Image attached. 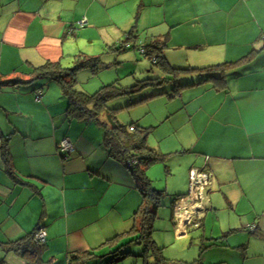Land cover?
<instances>
[{
  "label": "crops",
  "instance_id": "crops-1",
  "mask_svg": "<svg viewBox=\"0 0 264 264\" xmlns=\"http://www.w3.org/2000/svg\"><path fill=\"white\" fill-rule=\"evenodd\" d=\"M127 37L135 47L124 52L132 69L107 85L140 70L136 49L156 40L190 50L182 65L164 52L173 67L206 68L251 55L222 88L198 84L190 73L185 77L197 85L173 98L161 95L172 121L170 137L160 139L164 148L149 142L158 114L149 110L151 122L131 123L151 129L147 145L166 156L146 170L148 179L175 175L173 191L164 188L174 196L169 223L151 233L163 258L264 264V0H0V77L28 81L46 62L101 58ZM66 108L54 81L0 86L6 152L0 148V264H28L7 248L37 228L46 232L42 264H75L69 258L86 252L96 255L87 264H109L107 242L124 241L135 224L141 195L131 174L109 157L101 129L67 119ZM175 136L178 151L167 145ZM158 164L164 170H152ZM193 170L208 176L197 204Z\"/></svg>",
  "mask_w": 264,
  "mask_h": 264
},
{
  "label": "trees",
  "instance_id": "trees-1",
  "mask_svg": "<svg viewBox=\"0 0 264 264\" xmlns=\"http://www.w3.org/2000/svg\"><path fill=\"white\" fill-rule=\"evenodd\" d=\"M132 43L127 37L126 41L122 42L119 47H108L105 53H124L127 50L135 48L131 46ZM165 46L166 41L160 43L156 40L153 44L141 46L136 50L143 59L151 62L153 66L158 67L164 73L172 74L174 76L172 80L145 78L141 81H136L133 86L128 88H122L118 82H115L100 88L93 94H87L77 88V72L88 69L94 74L103 69L104 66L100 57L91 58L81 54L73 56L68 66H65L61 61L54 63L46 62L40 68L32 71L28 81H22L17 78L3 80L0 77V86L2 84H32L42 79L56 82L59 85L63 97L67 101L65 111L67 119L97 125L102 131V145L106 149L109 157L124 164L131 174L135 188L141 195V204L133 216L135 224L132 230H130L129 236L118 244L114 240L107 242L111 246V252L108 254L109 264H115L125 257L130 256V252H121V249L133 243L143 246L140 257L143 258L144 264L174 263L163 258L161 249L156 246L151 238L153 222L157 217V211L161 206V200L164 194L162 191L154 189L152 182L146 176V170L158 162H163L166 156L147 145V137L151 129L137 126L134 123L128 125L120 123L115 115L116 110L108 108L107 103L114 98L137 93L149 86H161L164 83H172L173 85L171 84L172 86L167 91L143 98L134 104L161 95H167L169 98H173L182 90L197 85L193 81V78L187 79V77L182 81L183 83H179L177 77H180L181 74H196L200 77L198 84L211 82L215 83V86L222 88L229 71L242 62L249 60L251 56L248 55L236 62H226L221 65L206 68H180L173 67L167 62L163 50ZM251 54L254 55V52ZM0 148H2L3 155L5 156L4 144L2 146L0 145ZM36 231H38V228L22 240L12 243L7 250L13 251L20 257L26 259L28 264H42L40 253L42 252L44 243L36 244L34 242L33 237ZM95 257V253L86 252L72 256L68 261L75 264H87Z\"/></svg>",
  "mask_w": 264,
  "mask_h": 264
},
{
  "label": "rangeland",
  "instance_id": "rangeland-1",
  "mask_svg": "<svg viewBox=\"0 0 264 264\" xmlns=\"http://www.w3.org/2000/svg\"><path fill=\"white\" fill-rule=\"evenodd\" d=\"M180 31V30H179ZM177 31V36H180V32ZM167 44V43H166ZM100 47V46H99ZM164 52L166 54V58L171 61L175 65H182L185 61L186 52L190 50H186L185 48L181 49L177 46H174L172 44H167V46L163 47ZM104 51V50H103ZM92 54L96 53L94 51L91 52ZM98 54H103L102 48L101 51L97 52ZM119 55H113L106 53L105 55L101 56V60L103 62V69L99 70L98 72L91 74L88 70H80L77 72L78 82H77V88L84 93L87 94H93L96 92L100 87L103 85H107L108 82L115 81V74H117V77H123L127 71L132 69V66L128 64L130 62L129 60L132 58L129 53H121L120 58H117ZM136 59H138V64L140 65V70L135 69V74L125 76L120 81V85L122 88H128L133 86L136 81H141L145 78H160V79H174V76L172 74H167L162 72L158 67L153 66L151 62H149L146 59H143L139 52L137 51L135 53ZM192 57V56H191ZM128 58V59H127ZM127 59V60H126ZM117 61V62H116ZM114 62L119 63L113 64ZM135 62V58H134ZM70 65V64H68ZM119 66V67H118ZM72 67V65H71ZM70 67V68H71ZM122 68V69H118ZM179 79V80H178ZM177 80L179 83H183L182 81L185 80V74H181V76L177 77ZM172 83H164L161 86H155V87H147L143 90L132 93V94H126L117 98L112 99L107 103V107L110 109H115V115L118 119V121L124 125L130 124L133 119H138L140 117V120L145 119L147 122H151L150 118L147 120L145 117H147L148 111H151V115L158 114L159 119L156 121L153 120L152 123L159 124V126H153L155 127L154 130H152L149 142L153 143L154 146L160 145L161 147H165V142H161L160 139L162 137L166 138L170 137V128L172 121H170V115L167 113L166 109V103L167 97L165 96H157L154 98H151L147 101H143L141 103L134 104L138 101H140L143 97H151L152 95H155L156 93H162L163 91L169 90ZM166 98V99H165ZM166 110V112H165ZM141 124V123H140ZM151 140V141H150ZM148 142V141H147ZM176 136L173 138H170L167 141V145L172 148L176 149L178 151L179 148H177ZM181 152V150H180ZM177 155L173 156L174 159ZM169 167V163H166ZM158 169L164 170L162 165H155L152 170ZM175 175L172 173L171 177L169 176H161L159 173H153L152 175V186L159 190L164 191L165 184L168 185V192L171 193L173 191L174 186H176L174 180L172 177ZM205 188V187H204ZM164 191V197L161 200V207L158 209L157 212V219L153 223V229L155 231L161 230L165 226V222L167 224L169 223L170 214H171V203L173 202L174 196H170V194ZM143 250V246L140 244H130L121 249V252H130L132 255L125 257L124 259L116 262L115 264H144L143 258L140 257L141 252ZM109 257V256H108Z\"/></svg>",
  "mask_w": 264,
  "mask_h": 264
},
{
  "label": "built area",
  "instance_id": "built-area-1",
  "mask_svg": "<svg viewBox=\"0 0 264 264\" xmlns=\"http://www.w3.org/2000/svg\"><path fill=\"white\" fill-rule=\"evenodd\" d=\"M85 21H80L78 24L80 27L85 26ZM61 149L64 151H67L69 149V143L67 140L61 141ZM208 176L205 173H202L198 170H193L191 173V189L192 194L195 197V203H199V192L201 193L200 196H202V191L206 185H208ZM196 188V190H195ZM200 209V208H199ZM33 240L36 244H43L46 241V232L43 229L38 230L35 232Z\"/></svg>",
  "mask_w": 264,
  "mask_h": 264
}]
</instances>
